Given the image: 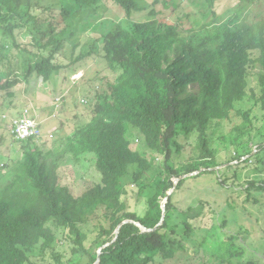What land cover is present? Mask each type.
<instances>
[{
    "label": "trees",
    "instance_id": "trees-1",
    "mask_svg": "<svg viewBox=\"0 0 264 264\" xmlns=\"http://www.w3.org/2000/svg\"><path fill=\"white\" fill-rule=\"evenodd\" d=\"M111 1L124 10L127 18L143 12L138 0ZM215 1L207 0L212 8ZM257 1L239 0L233 15L226 20L218 17L201 23L184 15L178 25L158 18L128 25L119 23L114 30L106 29V24L97 25L103 26L101 37L75 61L100 52L118 79L107 84V92L97 96L95 117L76 135L81 153L94 154L101 182L75 198L67 187L59 184L56 172L41 162L42 151L35 139L18 140L24 160L12 183L0 193V264H27L36 245L42 240L46 243L53 240L50 223L69 231L76 245L74 254H84L88 264H180L190 258L188 244L207 253L206 242L212 238L218 244V250L208 254L213 264H258L255 260L242 262L247 250L236 242V236L222 234L219 231L222 227L197 226L195 208L189 207L186 215L177 214L176 195L188 179L199 175L182 179L177 185L173 183L182 171L193 174L218 165L208 131L213 122L228 119L237 103L244 101L250 66L260 69L258 101L264 108V26L240 22ZM22 2L27 3V8L22 9ZM34 3L35 0H0V32L4 34L0 41V62L7 59L9 38L14 39L16 30L26 29V36L31 37L34 45L14 46L24 52L27 77L35 73L49 84L53 75L63 69L55 63V53L79 27L94 25L105 0H53L44 11L51 14L58 11L61 19L57 23H65V27L59 33L53 29L45 32L48 40L45 44L40 43L42 22L29 9ZM157 14L151 12V16ZM78 17L83 23L77 28L72 23ZM68 21L70 25H66ZM98 43L103 44L101 51ZM172 51L176 54L174 59L170 57ZM3 73L5 84L1 85L0 79V90L17 85L18 80H8L10 72ZM189 88L193 91L189 92ZM12 95L10 92L9 96ZM99 98L103 100L100 102ZM93 101L91 98L90 102ZM243 118L245 124L240 130H252L248 112ZM132 128L139 130L152 154L164 157L165 177L155 184V192L148 197L143 212L128 210L119 215L115 211L108 227L102 226L98 236L86 244L87 236L80 226L90 216L100 207L126 208L122 196L129 191L122 185V179L131 166L138 165L140 169L134 175L136 183H140L138 195L147 192L142 175L151 169V164L132 148L129 138ZM190 137L196 138L199 157L179 167L175 163L183 149L181 143ZM237 154L240 159L245 152ZM203 174L215 172L206 170ZM161 197L168 198L165 210ZM176 218L183 221L176 223ZM199 234L203 240L198 244Z\"/></svg>",
    "mask_w": 264,
    "mask_h": 264
},
{
    "label": "rangeland",
    "instance_id": "rangeland-1",
    "mask_svg": "<svg viewBox=\"0 0 264 264\" xmlns=\"http://www.w3.org/2000/svg\"><path fill=\"white\" fill-rule=\"evenodd\" d=\"M51 3L53 0H35L34 5L29 7L32 14L42 22L41 44L48 41L44 36L45 32L53 29L59 33L65 27V23H57L61 19L58 11L52 14L44 11ZM138 3L143 12L130 18H127L124 10L114 5L111 0H105L104 7L99 10L98 20L92 23L93 26L78 28V24L83 21L79 20V17L75 18L72 23L78 28L75 35L66 37L61 50L54 55L55 63L62 65L63 69L53 75L49 84L35 73L27 77V67L23 62L24 52L14 46L15 43L23 48L34 45L31 37L26 36V29L16 30L14 39L9 38L5 49L7 59L0 62L1 85L5 84L3 72H10L8 80H18V83L12 89L0 90V193L12 183L17 168L25 157L20 150V142L11 131L13 121L23 118H31L39 124L42 137L35 139V144L42 151L41 162L56 172L59 184L67 187L75 198H80L101 182V175L95 167L94 154L81 153V143L76 135L77 131L85 128L95 117L97 96L107 92V84L116 83L118 79L100 52L75 61L82 51L88 53L93 41L101 37L103 26L98 27V24H106V29L114 30L119 23L128 25L154 18L178 25L180 20L185 19L184 15L201 23L218 17L226 20L233 15L239 0H216L213 8L207 0H138ZM26 6L27 3L22 2V9L27 8ZM152 11L158 12L156 17L151 16ZM240 22L255 27L264 26V0H258L251 6ZM68 24L70 25L71 21L66 23ZM2 36L4 34L0 32V41ZM98 46L101 51L103 44L98 43ZM175 55L172 51L171 59H174ZM257 56V52L253 53L254 58ZM248 72V88L244 101L237 103L236 109L228 119L213 122L208 131L218 165L201 168L193 174L182 171L180 177L175 176L173 183L177 185L182 179L199 175L187 180L176 195L174 206L178 210L177 214L184 215V212L189 211V207L195 208L197 226L209 228L217 225L222 227L219 230L222 234L236 236V242L247 250L243 263L255 260L258 264H264V108L258 101L261 87L257 75L260 69L250 66ZM188 91L193 89L189 88ZM10 92H13L12 96H9ZM89 97L94 98V101L90 102ZM102 100L98 99L100 102ZM247 112L250 126L253 128L240 130L245 124L243 114ZM129 138L133 142L132 148L140 152L151 164V169L142 175V181L148 186L147 192L144 196L138 195L140 183H136L134 175L140 172V169L138 165L131 166L128 175L122 179V185L129 191L122 196V201L127 204L126 208L120 205L115 206L114 210L100 207L86 224L80 226L87 236L86 244L98 236L102 226L108 227L115 211L120 212L119 215L128 210L143 212L148 197L155 192V184L165 177L164 157L149 151L137 128L131 129ZM181 145L183 149L175 163L179 167L196 161L200 154L195 137L185 139ZM35 146L33 145V148ZM238 151L245 152L240 159ZM206 170L215 174L204 175ZM173 192L174 190L170 191L168 195ZM167 202L168 198H160L163 209ZM175 220L176 223L183 221L180 218ZM48 227L53 233V240L50 243L42 240L36 245L29 253L27 264H60L58 259L65 264H88L84 254H74L76 245L72 242L68 230L57 226L56 223H50ZM203 234L204 238L206 233ZM196 237L199 244L203 239L200 234ZM207 240V253L201 247L193 248L188 244L191 248L190 258L184 259L180 264H213V260L210 262L208 256L218 250V244L216 239Z\"/></svg>",
    "mask_w": 264,
    "mask_h": 264
},
{
    "label": "built area",
    "instance_id": "built-area-1",
    "mask_svg": "<svg viewBox=\"0 0 264 264\" xmlns=\"http://www.w3.org/2000/svg\"><path fill=\"white\" fill-rule=\"evenodd\" d=\"M11 131L16 140L40 139L42 137L39 124L31 118L14 120Z\"/></svg>",
    "mask_w": 264,
    "mask_h": 264
},
{
    "label": "water",
    "instance_id": "water-1",
    "mask_svg": "<svg viewBox=\"0 0 264 264\" xmlns=\"http://www.w3.org/2000/svg\"><path fill=\"white\" fill-rule=\"evenodd\" d=\"M164 209H166V207H164Z\"/></svg>",
    "mask_w": 264,
    "mask_h": 264
}]
</instances>
